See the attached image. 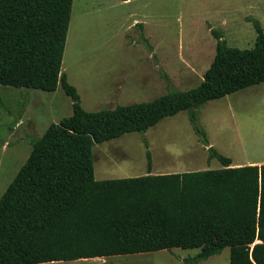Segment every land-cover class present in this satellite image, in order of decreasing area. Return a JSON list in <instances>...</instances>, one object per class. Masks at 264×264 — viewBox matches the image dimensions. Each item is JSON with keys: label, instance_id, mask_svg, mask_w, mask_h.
I'll use <instances>...</instances> for the list:
<instances>
[{"label": "trees", "instance_id": "1", "mask_svg": "<svg viewBox=\"0 0 264 264\" xmlns=\"http://www.w3.org/2000/svg\"><path fill=\"white\" fill-rule=\"evenodd\" d=\"M126 1V0H123ZM73 0H0V87L55 92L72 114L31 142L25 164L0 197V264H47L159 251L199 250L196 264L229 249V264H264V164L233 167L209 147L197 110L264 85V34L250 50L228 48L211 29L215 56L201 84L149 102L89 113L62 73ZM188 111L218 170L96 181L94 144L145 134ZM185 264H188L186 261Z\"/></svg>", "mask_w": 264, "mask_h": 264}, {"label": "rangeland", "instance_id": "2", "mask_svg": "<svg viewBox=\"0 0 264 264\" xmlns=\"http://www.w3.org/2000/svg\"><path fill=\"white\" fill-rule=\"evenodd\" d=\"M264 34V0H73L61 71L89 113L152 101L170 89L198 87L215 56L219 30L228 48L254 47ZM198 124L209 147L233 167L264 162V85L210 101ZM72 114L60 86L52 93L0 87V197L25 164L31 142ZM218 170L194 133L188 111L164 118L145 134L94 144L96 181ZM199 250L159 251L47 264H188ZM196 264H229V249Z\"/></svg>", "mask_w": 264, "mask_h": 264}, {"label": "crops", "instance_id": "3", "mask_svg": "<svg viewBox=\"0 0 264 264\" xmlns=\"http://www.w3.org/2000/svg\"><path fill=\"white\" fill-rule=\"evenodd\" d=\"M263 164H264V162H251V163H249L248 165L261 166V165H263Z\"/></svg>", "mask_w": 264, "mask_h": 264}, {"label": "bare ground", "instance_id": "4", "mask_svg": "<svg viewBox=\"0 0 264 264\" xmlns=\"http://www.w3.org/2000/svg\"><path fill=\"white\" fill-rule=\"evenodd\" d=\"M93 260V259H92Z\"/></svg>", "mask_w": 264, "mask_h": 264}]
</instances>
